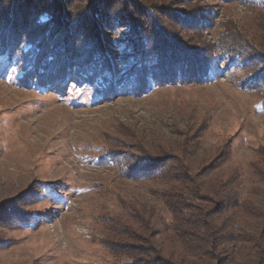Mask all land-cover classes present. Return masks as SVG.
Instances as JSON below:
<instances>
[{"label": "rangeland", "instance_id": "rangeland-1", "mask_svg": "<svg viewBox=\"0 0 264 264\" xmlns=\"http://www.w3.org/2000/svg\"><path fill=\"white\" fill-rule=\"evenodd\" d=\"M183 1L166 0L176 13L185 10ZM199 1L214 17L200 42L211 45L230 33L256 46L264 41L263 11ZM96 26L110 61L98 74H81L72 57L67 77L50 82L31 65L30 48L20 58L13 50L0 54V218L11 214L0 228V264L122 262L105 247L113 220L130 221L139 206L167 218L159 195L169 188L130 177L122 153L131 160L147 152L184 156L191 175L204 170L211 178L238 170L240 197L264 204V111L260 98L241 87L251 78L244 67L224 59L203 83L141 90L139 50L125 44L126 30L114 35L100 21ZM58 31L46 47L61 39ZM57 66L50 71L60 72ZM14 206L19 224L11 222Z\"/></svg>", "mask_w": 264, "mask_h": 264}, {"label": "trees", "instance_id": "trees-1", "mask_svg": "<svg viewBox=\"0 0 264 264\" xmlns=\"http://www.w3.org/2000/svg\"><path fill=\"white\" fill-rule=\"evenodd\" d=\"M215 1L264 12V1ZM200 3L185 0V10L176 13L166 0H0V54L13 50L20 58L23 47L30 48L31 65L42 67L41 79L50 82L67 77L72 57L81 74H98L110 66L96 26L100 21L114 35L125 29V44L139 50L135 73L144 78L141 90L154 84H200L218 61L235 59L251 77L241 87L260 98L264 111V41L259 38L256 46L230 33L219 35L211 45L200 42L202 31L214 22ZM67 25L73 30L71 38ZM57 31L63 32L61 39L46 47ZM52 64L60 72L52 73ZM147 153L132 160L122 153L119 162L130 170V177L169 184L159 195L167 218L153 207L139 206L130 221L114 219L105 247L123 260L118 264H264V204L240 197L238 170L217 178L204 170L191 175L184 156L154 158ZM15 209L11 208V222L19 224ZM10 215L9 211L1 216V229Z\"/></svg>", "mask_w": 264, "mask_h": 264}]
</instances>
